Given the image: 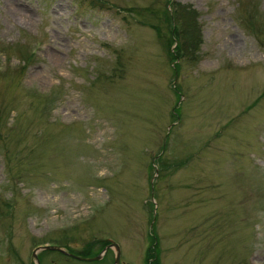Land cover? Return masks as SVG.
Instances as JSON below:
<instances>
[{
  "label": "rangeland",
  "instance_id": "1",
  "mask_svg": "<svg viewBox=\"0 0 264 264\" xmlns=\"http://www.w3.org/2000/svg\"><path fill=\"white\" fill-rule=\"evenodd\" d=\"M100 1L0 0V264H264V0Z\"/></svg>",
  "mask_w": 264,
  "mask_h": 264
},
{
  "label": "trees",
  "instance_id": "2",
  "mask_svg": "<svg viewBox=\"0 0 264 264\" xmlns=\"http://www.w3.org/2000/svg\"><path fill=\"white\" fill-rule=\"evenodd\" d=\"M96 1V3H98L99 5H100V3H101V1L100 0H95ZM89 3L91 4V5H93V6H95V3H93V2H91V1H89ZM172 17H173V20L176 22V18H177V20L178 21H180V20H184V21H189L190 19H192V17H191V15H190V13H189V11H187V13H185V15H182V11H179V9L178 8H174V11H172ZM181 25H180V29H181ZM196 28H197V24H196ZM173 31H174V38L176 39V38H179V35L180 36H182L183 37V39H187L188 38V32L186 31V30H183V32H182V34L180 33V32H175V30H173L172 28H171V32L173 33ZM180 33V34H179ZM199 40V39H198ZM199 42H200V40H199ZM172 43L173 42H168V48H170V46L172 45ZM191 47L192 48H194V49H196L198 46L196 45V42H195V44L194 45H191ZM175 52V55H172V54H170V58H171V60H174L175 59V61L176 60H178L179 58H181V57H183V56H185V55H187L189 58H194L195 56H196V52H194L193 53V55L192 54H189V50H182L181 49V47H178V44H177V47H176V49L174 50ZM173 53V54H174ZM30 61V58H27V59H25L23 62H24V65L26 64V63H28ZM178 69H179V66L178 65H175V70L176 71H178ZM176 113H177V116L175 117L176 119H177V117H178V114H179V110L178 109H176ZM175 119V120H176ZM167 139V138H166ZM157 165H158V162H157ZM155 245H156V243H155V241L153 242V244L150 246V248H149V250L147 251V253L149 254V255H152V254H154L153 252H154V249H155ZM104 246V245H103ZM85 257H87V255H84ZM149 260V259H148ZM147 260V264L149 263V261Z\"/></svg>",
  "mask_w": 264,
  "mask_h": 264
},
{
  "label": "flooded vegetation",
  "instance_id": "3",
  "mask_svg": "<svg viewBox=\"0 0 264 264\" xmlns=\"http://www.w3.org/2000/svg\"><path fill=\"white\" fill-rule=\"evenodd\" d=\"M76 227H74L73 229H75ZM71 232L72 231L68 232L70 235V239H67L68 234H66V236H65L66 239H62V237L65 234V233H63V234L59 235V238L57 240H55L51 244H49L50 246L55 247L54 249L50 250L49 252H55L57 255H59L62 258H71V255L74 256L76 254V252H74L71 249L75 248L77 246H80L79 243H81V241L74 238V235L77 233V231H73L72 233ZM106 246L107 245L103 246V250L106 248ZM115 258H116V255H115ZM115 258H114V260H115ZM53 261L54 260L52 259L51 262H53ZM119 264H120V262H119Z\"/></svg>",
  "mask_w": 264,
  "mask_h": 264
},
{
  "label": "water",
  "instance_id": "4",
  "mask_svg": "<svg viewBox=\"0 0 264 264\" xmlns=\"http://www.w3.org/2000/svg\"><path fill=\"white\" fill-rule=\"evenodd\" d=\"M114 248L116 249V259H115V262L114 264H118L119 263V259H120V250L119 248L116 246V244L114 245ZM54 249L53 247H48V246H42V247H38L34 252H33V258L35 259L36 258V252H39V251H44V250H52ZM90 259V258H89ZM87 259V260H89ZM95 260H100L101 259V256H98L96 258H93ZM92 260V259H90Z\"/></svg>",
  "mask_w": 264,
  "mask_h": 264
}]
</instances>
